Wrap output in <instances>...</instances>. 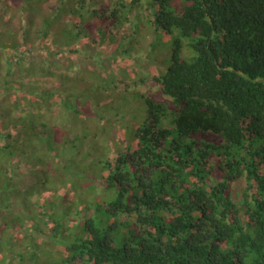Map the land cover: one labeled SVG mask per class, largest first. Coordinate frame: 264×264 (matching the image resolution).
<instances>
[{
	"label": "trees",
	"instance_id": "1",
	"mask_svg": "<svg viewBox=\"0 0 264 264\" xmlns=\"http://www.w3.org/2000/svg\"><path fill=\"white\" fill-rule=\"evenodd\" d=\"M49 2L0 0V264H264V0Z\"/></svg>",
	"mask_w": 264,
	"mask_h": 264
},
{
	"label": "rangeland",
	"instance_id": "2",
	"mask_svg": "<svg viewBox=\"0 0 264 264\" xmlns=\"http://www.w3.org/2000/svg\"><path fill=\"white\" fill-rule=\"evenodd\" d=\"M57 0H50L49 4L47 6H53L56 5ZM151 12V10H149ZM147 7L145 10L141 11L138 15H136V18H132L131 22L129 23V28L131 31H134L136 28L139 29L138 35H147V37L152 41L155 45V48L157 51H161L160 59L164 64H167L168 62V56H169V48L172 43V37L166 33H162L161 31L157 30L152 24L149 22V18L147 17ZM133 40L131 39V36H127L126 42L131 45V42ZM134 44V41H133ZM187 57L184 59H189L193 56V53L188 52L186 55ZM145 105V104H144ZM134 126V125H132ZM214 177L220 181V178H218L217 175H214ZM214 177L211 176L210 182L215 181ZM245 188V181L239 180L236 183H233L231 185V194L232 199L235 201V204L239 203V201L242 199L243 190Z\"/></svg>",
	"mask_w": 264,
	"mask_h": 264
}]
</instances>
